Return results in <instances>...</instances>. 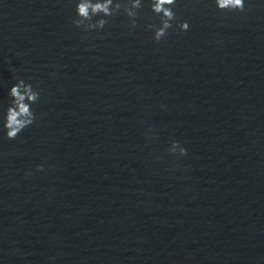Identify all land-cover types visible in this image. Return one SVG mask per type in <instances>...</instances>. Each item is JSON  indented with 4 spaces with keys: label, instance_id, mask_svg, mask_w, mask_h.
I'll use <instances>...</instances> for the list:
<instances>
[{
    "label": "water",
    "instance_id": "95a60500",
    "mask_svg": "<svg viewBox=\"0 0 264 264\" xmlns=\"http://www.w3.org/2000/svg\"><path fill=\"white\" fill-rule=\"evenodd\" d=\"M141 3L86 33L76 0H0V264H264V0H176L159 43Z\"/></svg>",
    "mask_w": 264,
    "mask_h": 264
},
{
    "label": "clouds",
    "instance_id": "9594fccd",
    "mask_svg": "<svg viewBox=\"0 0 264 264\" xmlns=\"http://www.w3.org/2000/svg\"><path fill=\"white\" fill-rule=\"evenodd\" d=\"M219 12L242 13L245 11V0H213ZM176 5V0H149V7L154 16L159 17V26L149 23L145 26L146 31L153 32L152 40L159 43L163 40L169 29L174 27L180 32L187 31L189 24L187 21L177 22L175 12L172 10ZM142 7L141 0H127L121 4L120 0H76L74 18L71 23L74 28L86 33L103 30L109 23L108 18L116 16L123 11L128 17V27L136 28L138 10ZM102 18L93 20L94 17ZM16 84L11 87L8 96L10 104L3 114V129L6 139L14 140L25 128L30 127L36 120V115L32 110V105L40 100V92L35 90L31 84H26L23 79L16 78ZM170 155L183 158L187 155V150L178 141L171 142L167 149ZM36 171H44L43 165H37ZM26 175H32L31 172Z\"/></svg>",
    "mask_w": 264,
    "mask_h": 264
}]
</instances>
